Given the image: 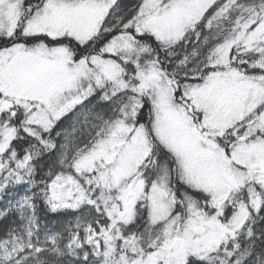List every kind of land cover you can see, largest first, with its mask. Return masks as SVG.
<instances>
[{
	"label": "snow or ice",
	"instance_id": "1",
	"mask_svg": "<svg viewBox=\"0 0 264 264\" xmlns=\"http://www.w3.org/2000/svg\"><path fill=\"white\" fill-rule=\"evenodd\" d=\"M0 264H264V0H0Z\"/></svg>",
	"mask_w": 264,
	"mask_h": 264
}]
</instances>
